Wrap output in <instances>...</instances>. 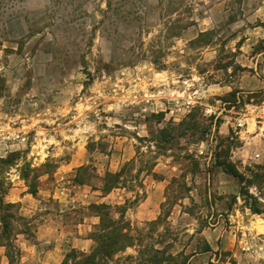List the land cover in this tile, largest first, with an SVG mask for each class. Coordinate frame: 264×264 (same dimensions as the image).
Instances as JSON below:
<instances>
[{
	"label": "rangeland",
	"instance_id": "obj_1",
	"mask_svg": "<svg viewBox=\"0 0 264 264\" xmlns=\"http://www.w3.org/2000/svg\"><path fill=\"white\" fill-rule=\"evenodd\" d=\"M109 1L0 10V168L32 225L17 226L22 264L89 251L103 204L126 206L134 236L113 264H264V215L223 167L264 175V1Z\"/></svg>",
	"mask_w": 264,
	"mask_h": 264
},
{
	"label": "trees",
	"instance_id": "obj_2",
	"mask_svg": "<svg viewBox=\"0 0 264 264\" xmlns=\"http://www.w3.org/2000/svg\"><path fill=\"white\" fill-rule=\"evenodd\" d=\"M24 0H0V10L10 4L20 3ZM53 8L73 5L77 2H87L88 0H47ZM191 0H160L162 4H166L165 11L171 14L173 11L177 12L178 8L188 6ZM232 7L240 8L244 0H229ZM264 1V0H263ZM187 4V5H186ZM108 9L111 8V1L107 0ZM191 7V6H190ZM230 20H234V12H232ZM1 15V14H0ZM12 17V16H11ZM264 27V26H263ZM206 33H202L204 36ZM14 157H12L13 159ZM5 164L7 161H1ZM223 167L229 174L239 179L242 184L241 195L246 197L245 201L248 203L251 211L256 215H264V204L261 199L264 195V175L256 173L253 180L246 179L239 171L231 164H223ZM0 168V247L6 251V257L9 264H22V251L16 243L17 240V226H24L22 234H31L32 225L23 216L19 214V204L8 203L5 201L8 195L9 188H6V180L1 177ZM29 174L24 176V179L29 182L30 192L33 196H37L38 189L36 187L35 178L30 180ZM121 174L107 175L106 191H111L115 188V184L120 182ZM259 191V197H254L249 187L256 185ZM246 185H249L247 188ZM92 209L99 216V224L95 227L90 235V240L93 242L92 248L89 251H81L72 249L66 255L60 264H113L116 256L124 252L127 248L133 246L134 236L132 229L125 219L127 211L125 207L116 208V216L112 215L111 206L109 205H92ZM159 253V251H155ZM142 257L147 254L141 251ZM145 262L147 259H144ZM139 264H142L140 262ZM144 264V263H143Z\"/></svg>",
	"mask_w": 264,
	"mask_h": 264
}]
</instances>
